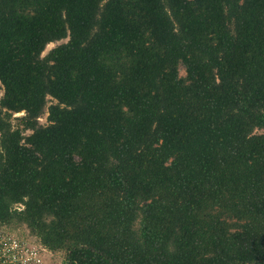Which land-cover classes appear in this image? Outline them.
Listing matches in <instances>:
<instances>
[{
    "label": "trees",
    "instance_id": "trees-1",
    "mask_svg": "<svg viewBox=\"0 0 264 264\" xmlns=\"http://www.w3.org/2000/svg\"><path fill=\"white\" fill-rule=\"evenodd\" d=\"M0 91V223L66 264H264V0H0Z\"/></svg>",
    "mask_w": 264,
    "mask_h": 264
},
{
    "label": "built area",
    "instance_id": "built-area-1",
    "mask_svg": "<svg viewBox=\"0 0 264 264\" xmlns=\"http://www.w3.org/2000/svg\"><path fill=\"white\" fill-rule=\"evenodd\" d=\"M19 236L0 226V264H43V247Z\"/></svg>",
    "mask_w": 264,
    "mask_h": 264
},
{
    "label": "rangeland",
    "instance_id": "rangeland-1",
    "mask_svg": "<svg viewBox=\"0 0 264 264\" xmlns=\"http://www.w3.org/2000/svg\"><path fill=\"white\" fill-rule=\"evenodd\" d=\"M66 39H61V40H58V41H54V42H51L49 44L46 45L44 51L42 52V55L43 54H46V52L51 49L52 47H54L56 44L62 42V41H65ZM179 71H180V74H183L184 73V70H183V66L180 65L179 66ZM0 94H1V91H0ZM47 100L48 102L49 101H53V99L48 96L47 97ZM22 112H18V113H13V115L11 116V122L12 124H17V119L16 117H18L19 115H21ZM39 122L42 123V124H45L47 123V120H46V113H42L39 117ZM21 204H18L17 205V208H21L22 205L20 206ZM232 220L230 219H227V223H231ZM235 222H237V220H234ZM0 226H2L3 228L7 229L8 231L12 232V233H15V234H18L20 235L19 237L20 238H23L26 242H29V243H34L35 245H40L41 247H43V255L40 254L41 256V259H42V262L43 264H66L65 263V251L63 249H58L56 251H52L50 249H48L40 240V238L31 232V230L29 229V227L24 224V223H18V224H4V223H0Z\"/></svg>",
    "mask_w": 264,
    "mask_h": 264
}]
</instances>
